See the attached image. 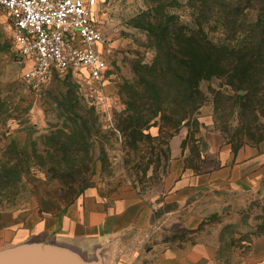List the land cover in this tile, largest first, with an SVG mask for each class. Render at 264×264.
I'll return each mask as SVG.
<instances>
[{"label":"rangeland","instance_id":"rangeland-1","mask_svg":"<svg viewBox=\"0 0 264 264\" xmlns=\"http://www.w3.org/2000/svg\"><path fill=\"white\" fill-rule=\"evenodd\" d=\"M198 1L99 0L102 79L66 71L38 88L24 78L29 66L16 52L10 13L0 8V249L50 239L85 201L119 208L140 202L155 207L145 229L121 238L128 256L104 264H157L163 249L201 239L218 241L222 262L214 264L242 263L247 243L264 234V175L233 183L223 162L264 150V99L243 117L228 97L216 102L218 80L202 83L207 101L179 129L169 105L157 117L129 107L127 87L157 57L148 30L149 22L159 23L157 7L164 4V22L179 28L204 22ZM179 32L184 39L186 31ZM129 116L141 117L139 129H131ZM175 138L182 157L173 161Z\"/></svg>","mask_w":264,"mask_h":264},{"label":"trees","instance_id":"trees-1","mask_svg":"<svg viewBox=\"0 0 264 264\" xmlns=\"http://www.w3.org/2000/svg\"><path fill=\"white\" fill-rule=\"evenodd\" d=\"M194 8L204 22L178 28L164 22L165 5L159 4V23H148L157 57L140 68L135 86L127 87L133 112L150 111L157 117L169 105L174 129L190 124L205 105L202 83L218 80L216 102L228 97L243 117L255 113L264 99V0H199ZM181 29L186 31L184 39L179 37ZM210 32L219 39H212ZM222 89L230 91L224 94ZM127 119L131 129L140 128V116ZM84 123L87 128L88 120Z\"/></svg>","mask_w":264,"mask_h":264},{"label":"built area","instance_id":"built-area-1","mask_svg":"<svg viewBox=\"0 0 264 264\" xmlns=\"http://www.w3.org/2000/svg\"><path fill=\"white\" fill-rule=\"evenodd\" d=\"M99 0H0L10 13L24 78L36 88L54 73L84 71L92 81L107 70L105 36L94 14Z\"/></svg>","mask_w":264,"mask_h":264},{"label":"crops","instance_id":"crops-1","mask_svg":"<svg viewBox=\"0 0 264 264\" xmlns=\"http://www.w3.org/2000/svg\"><path fill=\"white\" fill-rule=\"evenodd\" d=\"M180 143L177 138L173 141V161L182 157ZM223 165L227 167L228 181L237 183L244 179L255 180L257 176L264 175V150L252 148L242 161L232 160L230 163L223 162ZM140 205V202H136L128 203L122 208L113 204L100 207L96 202L85 201L78 212L70 211L66 215L55 236L44 241L69 246L89 259L94 258L101 249L104 263L119 262V259L128 256L119 244L121 238L130 232L144 230L143 221L148 220L155 209L154 206ZM218 244V241L201 239L188 248L176 249L169 246L163 249L153 262L157 264L222 262L217 256ZM245 250L241 264H264V234L248 242Z\"/></svg>","mask_w":264,"mask_h":264},{"label":"water","instance_id":"water-1","mask_svg":"<svg viewBox=\"0 0 264 264\" xmlns=\"http://www.w3.org/2000/svg\"><path fill=\"white\" fill-rule=\"evenodd\" d=\"M0 264H104L102 250L89 259L55 242L30 241L0 249Z\"/></svg>","mask_w":264,"mask_h":264}]
</instances>
